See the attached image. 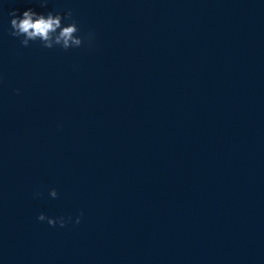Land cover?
Instances as JSON below:
<instances>
[{
    "label": "clouds",
    "instance_id": "1",
    "mask_svg": "<svg viewBox=\"0 0 264 264\" xmlns=\"http://www.w3.org/2000/svg\"><path fill=\"white\" fill-rule=\"evenodd\" d=\"M41 8H47L49 0H38ZM11 18L9 22V35L17 40L22 47H29L32 43L39 42L44 49L59 48L63 51L82 47L91 48L95 42V33L92 31L82 32L78 20L74 16L72 9L63 12L48 11L46 14L38 12L33 8H27L23 12L19 9H11L8 12ZM2 83V77H0ZM17 94L19 89H16ZM42 192L34 193V198L42 196ZM49 196L53 199L58 197L55 189L49 191ZM83 213L75 218V223L79 224ZM40 222L46 221L51 227H66L72 222V217L59 216L55 218L47 217L40 213L37 216Z\"/></svg>",
    "mask_w": 264,
    "mask_h": 264
}]
</instances>
